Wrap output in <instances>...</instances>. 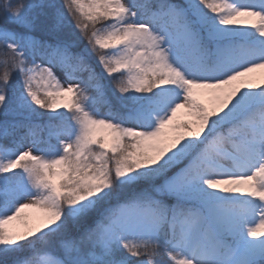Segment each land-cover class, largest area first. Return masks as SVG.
<instances>
[{"label": "snow or ice", "instance_id": "1", "mask_svg": "<svg viewBox=\"0 0 264 264\" xmlns=\"http://www.w3.org/2000/svg\"><path fill=\"white\" fill-rule=\"evenodd\" d=\"M0 49V264H264V0H0Z\"/></svg>", "mask_w": 264, "mask_h": 264}, {"label": "trees", "instance_id": "2", "mask_svg": "<svg viewBox=\"0 0 264 264\" xmlns=\"http://www.w3.org/2000/svg\"><path fill=\"white\" fill-rule=\"evenodd\" d=\"M15 2H17V0H13V3H15ZM57 2H59V0H57ZM4 55H5L4 51L2 49H0V60H2L4 58ZM2 71H3V69L0 68V74H2ZM97 71H99L98 67H97ZM0 118H2V117H0Z\"/></svg>", "mask_w": 264, "mask_h": 264}, {"label": "rangeland", "instance_id": "3", "mask_svg": "<svg viewBox=\"0 0 264 264\" xmlns=\"http://www.w3.org/2000/svg\"><path fill=\"white\" fill-rule=\"evenodd\" d=\"M180 118L187 119V118H189V117H187V116H181ZM35 211H36V210H34V209H26V210H25V212L29 213L30 215H31V214H34Z\"/></svg>", "mask_w": 264, "mask_h": 264}]
</instances>
